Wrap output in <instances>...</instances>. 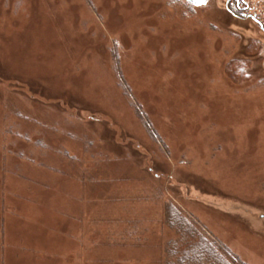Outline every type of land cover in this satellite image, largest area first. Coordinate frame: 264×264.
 I'll return each instance as SVG.
<instances>
[{
	"label": "rangeland",
	"instance_id": "374dc122",
	"mask_svg": "<svg viewBox=\"0 0 264 264\" xmlns=\"http://www.w3.org/2000/svg\"><path fill=\"white\" fill-rule=\"evenodd\" d=\"M227 21L0 0V264L238 263L198 231L264 264L263 64Z\"/></svg>",
	"mask_w": 264,
	"mask_h": 264
},
{
	"label": "flooded vegetation",
	"instance_id": "af4514ba",
	"mask_svg": "<svg viewBox=\"0 0 264 264\" xmlns=\"http://www.w3.org/2000/svg\"><path fill=\"white\" fill-rule=\"evenodd\" d=\"M182 1L191 12L195 8L203 6L216 8L222 15L225 14V17H228L227 23L231 21L238 28V31L245 36L242 39V44L245 42L243 53L246 56L240 57L237 55L235 57L243 63L236 67L237 75L242 74L244 71V74L248 76V65L255 57L262 62V70L264 72V0Z\"/></svg>",
	"mask_w": 264,
	"mask_h": 264
},
{
	"label": "trees",
	"instance_id": "16d2710c",
	"mask_svg": "<svg viewBox=\"0 0 264 264\" xmlns=\"http://www.w3.org/2000/svg\"><path fill=\"white\" fill-rule=\"evenodd\" d=\"M193 231H190V230H187V231H184V235L186 236V237H183L182 239H184L185 241H189V240H191V238H190V236H191V233H192ZM199 233H202L201 231H198ZM196 233V232H195ZM199 233H196L195 235H199V239L198 240H193L192 242H193V244H191V246L192 247H195V246H197V248H199L200 247V249H202L203 247L202 246H204L205 244L206 245H208L209 246V248L211 247V246H213V245H216L217 247H220L221 248V250H223L230 258H231V260L232 261H234L235 263H237V264H247V263H245L244 261H242L240 258H239V256L238 255H236V254H233V252L229 249V247H227V246H225L221 241H216L214 238H212V237H210V236H207V235H204V233L203 234H201V237H200V234ZM187 235H189V236H187ZM194 235V236H195ZM203 235V236H202ZM193 236V237H194ZM205 242V243H204ZM192 247H191V249H192ZM212 248V247H211ZM210 250V249H209ZM209 252V251H208ZM209 255L210 256H212V254H210L209 253ZM209 256V257H210ZM193 259V258H192ZM205 259H209V258H205ZM204 259V260H205ZM210 260V259H209Z\"/></svg>",
	"mask_w": 264,
	"mask_h": 264
},
{
	"label": "water",
	"instance_id": "95a60500",
	"mask_svg": "<svg viewBox=\"0 0 264 264\" xmlns=\"http://www.w3.org/2000/svg\"><path fill=\"white\" fill-rule=\"evenodd\" d=\"M188 1H191V2H200V1H203V0H188Z\"/></svg>",
	"mask_w": 264,
	"mask_h": 264
},
{
	"label": "crops",
	"instance_id": "0c3cea01",
	"mask_svg": "<svg viewBox=\"0 0 264 264\" xmlns=\"http://www.w3.org/2000/svg\"><path fill=\"white\" fill-rule=\"evenodd\" d=\"M73 252V251H72ZM62 257H65V255L64 256H62ZM66 258V257H65ZM194 259V258H193ZM182 262H184V261H182ZM64 264H66V263H64ZM127 264V263H126ZM128 264H133V263H128Z\"/></svg>",
	"mask_w": 264,
	"mask_h": 264
}]
</instances>
